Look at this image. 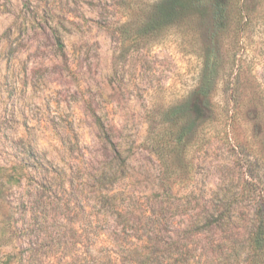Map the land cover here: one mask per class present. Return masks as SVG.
<instances>
[{
  "label": "rangeland",
  "instance_id": "obj_1",
  "mask_svg": "<svg viewBox=\"0 0 264 264\" xmlns=\"http://www.w3.org/2000/svg\"><path fill=\"white\" fill-rule=\"evenodd\" d=\"M184 1L0 0V256L195 223L190 264H264V0Z\"/></svg>",
  "mask_w": 264,
  "mask_h": 264
},
{
  "label": "trees",
  "instance_id": "obj_2",
  "mask_svg": "<svg viewBox=\"0 0 264 264\" xmlns=\"http://www.w3.org/2000/svg\"><path fill=\"white\" fill-rule=\"evenodd\" d=\"M196 2H199V0H185L184 2L177 3L176 7L177 10L185 12L189 11L190 9H194ZM216 4L217 7H219L218 2ZM164 7V4H160L158 11L168 12L171 10L170 12H173V8L170 9L166 7V9L169 10L165 11L163 10ZM216 12H218V9H216ZM160 147L162 149V146ZM169 181L170 178L167 177L165 179L164 185H167ZM65 182L67 181L62 180L61 184L57 185L59 190L61 188L64 190L67 187V183ZM51 183L53 182H50L49 185H51ZM109 200L111 205L110 207L114 210L116 215L119 218L125 217L122 215L125 213V208L119 203L117 195L109 197ZM130 210L132 217H135V211H133V209ZM262 220L263 221L259 224V228H257L254 233H252L250 238L251 246L256 252H258V250H262L261 248L264 247V217ZM90 224L91 223H83L82 225L85 232L83 236L84 244L87 249L86 253L84 252V254L76 260L72 259L71 261H60V263L58 262L57 264H163V262L164 264H169L170 258L165 259L166 257H164L163 254H160L165 252L169 254H174V252L177 253L179 256V259H176L178 264H190V253L192 249H189L187 242L190 241L192 233L195 230V223H187L183 227L184 229L181 231L183 233L177 234L178 239L173 240L172 245L162 251L156 250L155 248L156 245L160 246V243L162 242V226L165 225L167 227H172L173 223H117L118 230L116 239L115 241H112L113 243H108V245L111 246V249H101L99 251L95 246L99 242L105 243L108 236L104 238L105 235L101 231L100 233L97 232V235H94V239L90 238V234H87L89 233L87 228L90 226ZM182 241H185L186 244L184 245ZM90 250L96 252V256L94 258L91 256L87 257V253L90 252ZM41 262V259L36 258L35 253L33 254V251L26 253V255L15 254L0 256V264H41Z\"/></svg>",
  "mask_w": 264,
  "mask_h": 264
}]
</instances>
